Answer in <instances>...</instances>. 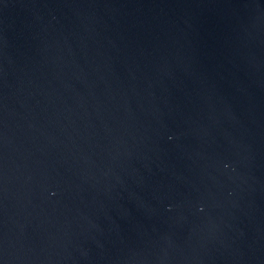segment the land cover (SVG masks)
<instances>
[{
    "label": "water",
    "instance_id": "95a60500",
    "mask_svg": "<svg viewBox=\"0 0 264 264\" xmlns=\"http://www.w3.org/2000/svg\"><path fill=\"white\" fill-rule=\"evenodd\" d=\"M0 264H264V0H0Z\"/></svg>",
    "mask_w": 264,
    "mask_h": 264
}]
</instances>
